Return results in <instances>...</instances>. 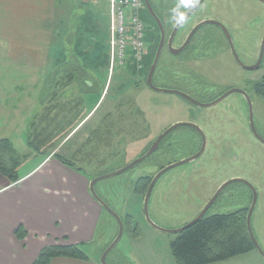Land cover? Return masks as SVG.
<instances>
[{"label":"rangeland","instance_id":"374dc122","mask_svg":"<svg viewBox=\"0 0 264 264\" xmlns=\"http://www.w3.org/2000/svg\"><path fill=\"white\" fill-rule=\"evenodd\" d=\"M84 1L56 0L57 25L50 46L48 68L43 70L46 75L51 73L54 75V71H58L56 73H60L61 76L58 79L52 76L46 77V84H44L45 80L42 82L43 92L45 91L43 102L46 110L38 109V111L36 105L29 107L28 110L22 108L23 120L17 127L9 126L6 122L0 124V137L11 140L15 161L20 162L17 174H23L41 159L39 156L36 159L35 154L28 148L27 132L32 134L34 137L32 139H35V136L37 139V134L40 133V137L42 136L40 140L45 143L41 145L42 152H46L49 148L51 150L48 152H52L57 148L59 153L63 154L68 150L67 158L76 167L82 168L91 180L119 171L137 156L139 157L148 145V137L140 129L137 136L138 144L134 147V130L131 129L130 114L135 101L139 105V121L147 119L155 124L165 125L190 123L199 127L206 137V149L202 156L160 177L149 201L150 221L164 230L181 229L198 217L225 182L230 179L244 178L255 183L258 202L252 217V226L257 241L264 251V144L258 141L251 130L250 106L244 95L235 93L214 107L202 108L179 95L156 92L147 86L137 88L134 81L120 79V84L115 86L122 85V90L118 89V95H114L119 96L123 102V117L128 119L126 131L122 132L123 139L118 135L113 137V141L106 148L101 146L99 150L98 147V153L92 158L87 154L84 157L74 155L72 152L74 146L78 142L83 144L89 130L98 123L102 116L105 105L108 108L111 104V97H109L103 109L94 116L95 119L87 126L80 127L99 96L80 95L76 83L58 67L66 59L68 60V55L79 56L75 50V43L80 32L83 34V38L79 36V39H83L80 49L83 55L80 54V56L86 57L85 69L97 73L99 78L101 72L107 70L109 0ZM192 1H186V8ZM180 2L181 0L172 2V5H175L173 24L180 21L186 11L181 7ZM146 17L147 11L145 10L142 14L145 23H147ZM206 19H216L227 25L234 37L238 57L245 66L251 67L259 62L264 43L263 3L257 0H205L180 31V38L199 21ZM67 28L68 33L65 30ZM204 29L212 30L214 27L209 25ZM148 42L153 44L151 52L147 55V58L151 57V61V53L155 52L157 39L153 42L148 37ZM224 43V54L220 56L223 52L219 50L212 54L214 57L209 61H202L198 66L192 67L194 71L198 73L201 71L205 76L199 82L194 81L193 77L189 78L192 80L191 91L184 88L185 83L180 80L182 74H177V72H185L179 67L180 62L174 60L171 64L172 58L166 52L161 55L155 72L154 85L170 90L185 89L184 93L204 105L215 102L231 89L245 91L252 102L255 128L259 136L264 139V99L255 91L256 84L264 79V55L260 68L248 71L239 66L229 53L225 40ZM3 54L0 46V73L27 70L16 66L8 59L4 60ZM186 56L185 53L180 58L184 60ZM63 65H66V62ZM28 70L31 72L30 70L34 69ZM187 75L184 77L186 81ZM55 80L56 84L52 89L50 86ZM4 81L5 79L0 78V83ZM8 82L12 83L14 79ZM11 83L8 86L10 91L13 87ZM23 85L27 94L33 93L35 85L33 81L25 82ZM37 88L39 92H42L40 87ZM114 91L116 89L111 90L110 93ZM51 93L55 95L52 101L49 98L53 97ZM25 105L28 108V103ZM72 105H78V107L73 109ZM48 107L51 110L47 113ZM36 115L39 116L37 121ZM33 123L34 126L37 124L36 127L32 125ZM48 124L49 128H47ZM78 130L79 132L72 137V140L70 139L71 141L63 143L64 137ZM177 132L186 134L185 140L172 144L164 165L187 160L199 153L201 149L200 140L193 129L184 127L178 129ZM46 139L54 144L53 149ZM121 139L124 141L119 142ZM87 151L89 150H85V153H88ZM152 165L151 161H146L135 169L96 185L95 190L98 195L105 199L124 223L123 238L108 256L109 264H178L171 250V244L176 240L177 235L162 233L151 226L144 211L146 194L135 192L134 181L142 175H153L151 173H154L156 169L151 168ZM251 205V191L244 185L236 183L229 186L222 200L210 208L208 215L227 214L243 208L250 209ZM118 233L117 221L104 211L94 244L82 248L83 252L89 259L101 260L103 253L113 244ZM215 264H264V258L258 251H253Z\"/></svg>","mask_w":264,"mask_h":264},{"label":"crops","instance_id":"0c3cea01","mask_svg":"<svg viewBox=\"0 0 264 264\" xmlns=\"http://www.w3.org/2000/svg\"><path fill=\"white\" fill-rule=\"evenodd\" d=\"M56 6V0H0V46L4 60L27 70L34 69L0 73V78L5 79L0 83V124L6 122L17 127L23 120L22 108L28 110L36 105L37 110H46L42 103V82L46 77L61 76L58 71L46 75L43 70L48 68L57 25ZM10 79H14L10 82L11 91ZM31 81L35 83L34 90L27 94L23 83ZM52 83L49 86L53 89L56 80ZM98 104L97 101L91 107L89 115ZM38 118L36 115V121ZM71 135L73 132L63 143ZM54 153L55 150L49 154L34 153L36 159H41L18 175V182L13 183L0 173V264H34L45 248H84L96 240L104 210L90 194L91 179L84 170L64 165ZM67 154L68 150L60 155L67 157ZM20 228L24 232L17 234ZM51 264H100V260L58 257Z\"/></svg>","mask_w":264,"mask_h":264},{"label":"flooded vegetation","instance_id":"af4514ba","mask_svg":"<svg viewBox=\"0 0 264 264\" xmlns=\"http://www.w3.org/2000/svg\"><path fill=\"white\" fill-rule=\"evenodd\" d=\"M169 1H171V0H149L152 9L156 13V15L160 18L161 22L163 23L164 29H165L166 39H165V47L163 49V53L166 52L172 58L171 64L173 63L174 60H177L180 62L179 67L181 68V70L182 69L185 70V72H183V71H182L183 73L177 72V74H182V79H180V80H182V82L185 83L184 88H186L188 91H191L193 88L190 85L192 80H190L189 78L193 77V78H195L194 81L199 82L205 76V75H202L201 71H200V73H201L200 74L197 71H194L193 68L195 66H198L199 63L202 61H209V59H212L214 57L212 54L215 52L216 53L219 52V50H221V52H223V53H220V56L222 54H224L225 53L224 40L228 46L229 53L232 54L235 61L237 62L236 56L238 57V54L236 51V44L234 43V40H233L234 37L232 36V33L228 29L227 25L225 23L219 21V20H216V19H213V21L220 23L221 25H223V27L225 29L228 30V32L231 36V39H232V44L228 41L224 31L222 30V28L219 25H210V26L214 27V29H212V30H210V29L205 30L204 29L206 27L205 26V27L200 28L196 32H194L195 29L201 23H203L207 20H212V19H206V20L199 21L197 24H195L189 30V32L186 35H184L183 37L180 38L179 33L189 19L177 30V32H176V29H177L179 23L182 21V19H184V17H186V15L192 10V8L198 3L199 0H193L192 2H190L189 7H187V8H186V1L187 0H181V2H180L181 7H183V9H186V11H185L183 17L181 18V20L177 21L175 24H173V16H168L169 14H171V12H173L171 9V7L173 5H170ZM161 3H162L161 6H163L162 10H164V14H162V15H161L162 11L159 7ZM145 5H146V3H145ZM146 11H147V17H146L147 35H148V37H150V40H152L153 42L156 41V39L158 40V37L160 36V38H159V44H160L161 32H160L159 25L156 22L155 18L150 13V11L147 10V7H146ZM192 34H193V36H192ZM171 41H172L173 50L177 51V50L185 47L184 51L177 56L173 55V53L170 51V47H169ZM159 44H158V47H159ZM152 45L153 44L151 42L150 43L151 48H152ZM185 53L187 56L184 58V60H182L180 57ZM67 57H68L67 68H65V66H64V68L61 70L64 73H66L67 76L71 77L72 81H74L76 83L77 89L79 90V94L84 95L86 97H91V96H96V95L99 96L98 107L94 110L93 113L88 115V117L85 119V121L81 125L82 128L84 126H87L93 119H95L94 116L97 113V111L103 109V106L105 105V103L108 102V98L111 97L110 106L108 108H106V105H105V109H104V112L102 113V116L99 118L98 123L96 125H94V127L91 130H89V134H88L87 138L85 139V141L83 142V144H80V142H78V144L75 145L74 149L72 150L74 155H79V157L83 155V157H84V155L87 154V156H90L92 158V157L96 156V153H98L97 152L98 147H99V150L101 149V146L106 148L107 145L113 141V137H117V135H118L120 138L123 136L122 132L124 130L126 131V126H127L126 122L128 121V119L123 117V111H124L123 102L121 101L119 96L115 97V95H114V94L118 95L117 90L118 89L122 90V88H121L122 85H120V86L119 85L115 86V85L120 84V79H121V80H125V81H134V84L137 88H139L140 86L149 87V85H148V74H149V72L148 73L145 72L144 68L142 71H139L137 69L135 70L134 67L129 69V70H115L111 74H110L109 70H106L105 72L104 71L101 72V77L99 78L97 73L90 72L86 69H80V70H77V69L71 70L70 69L71 67L81 66L80 65V63H81V56L80 55L77 57L74 54H70ZM178 59H181V60H178ZM186 72L188 75L186 74ZM186 75L188 76L187 81L189 83L184 78ZM113 89H116V91L110 93L111 90H113ZM177 91H180V92L182 91V93H184L183 91H185V89L184 90H177ZM188 96H190V95H188ZM190 97L192 98V96H190ZM132 106H133V109H131V114H130V116H131V124L130 125H131L132 131L134 130V135H133L134 136V147H136V145L138 144L137 136H138L140 129H141V131H143L142 133L146 134V136L148 137V145H147L146 149L139 154L140 156L139 157L137 156V158L134 159L133 161H131L128 165L133 163L135 160L145 156L151 150L152 146L155 145V143L161 137L164 136L163 139L161 140V142L159 143L158 149L147 160L142 162V163H145L146 161H151V163L153 165L150 167L155 168L156 171L154 173L153 172L151 173L153 175L146 174V175H142L141 177L137 178V180L134 181V187L136 190L139 187H144V186H148V188H149V186L151 185V183L154 180V178L156 177V175L161 173L164 169H166L170 165L174 164V163H168L167 165H164L163 163H165V158H167L169 155V150L171 149L172 144L181 143V141H184L185 140L184 136H186V134H178V132H177L178 129L184 128V127H179L177 129H174L173 131H170L171 128L174 127L175 125H178V123L177 124H171V125H165L162 123H156L155 124L152 121H149L147 119H142L139 121V119H138V112H139L138 106L139 105L134 101ZM76 107H78V105H76V106L72 105L73 109H76ZM58 118L56 120H58ZM79 130H80V128H79ZM79 130L77 132H79ZM194 131L200 140L201 149H202L203 141H204V138L206 139V137H205L204 133L202 134L199 131H196V130H194ZM77 132L74 133L68 139V141H71L72 137L75 134H77ZM122 139H123V137H122ZM122 139L119 142H123L124 140L122 141ZM68 141H66L65 143H67ZM90 148H92V149H90ZM85 150H89V151H87L88 153H85ZM54 154L57 156L60 155L59 149L55 148ZM62 156H64V155H62ZM128 165H126V166H128ZM138 165H140V164H138ZM138 165H136L133 169H135ZM126 166H124V167H126ZM124 167H122V168H124ZM78 168H80V167H78ZM80 169L83 170L82 168H80ZM242 179H244V178H242ZM227 182H225V183H227ZM249 182L255 186L254 182H251V181H249ZM242 185H244V184H242ZM244 186L247 187L246 185H244ZM228 188H229V186H228ZM228 188H226L222 192V194L218 197V199L216 200L214 205H216L219 201L222 200V197L225 195ZM219 189L217 190V192L219 191ZM216 193H215V195H216ZM102 199L105 201L104 198H102ZM207 204H206V206H207ZM205 207L203 208V210L205 209ZM202 211H201V213H202ZM209 211H208V213H209ZM208 213L206 216H208Z\"/></svg>","mask_w":264,"mask_h":264},{"label":"trees","instance_id":"16d2710c","mask_svg":"<svg viewBox=\"0 0 264 264\" xmlns=\"http://www.w3.org/2000/svg\"><path fill=\"white\" fill-rule=\"evenodd\" d=\"M169 2H170L169 4L172 5L173 1L171 0ZM161 5L162 3L159 6L162 11L161 13L162 15L164 14V10H162L163 6ZM171 9L174 12L175 5H173ZM173 12H171V14H169L168 16H173ZM87 16L89 15L87 14ZM65 30L68 33V28ZM79 36L83 38V34L79 32L77 37L78 40L75 43L76 45L75 50L76 52L79 53V55L80 54L83 55L82 51L80 50L83 39L82 38L79 39ZM159 38L160 36L158 37V40L156 42L154 54L151 53L152 55L151 61H150L151 57L150 58L146 57L145 59L146 61L144 63V70L147 73L149 72L152 62L154 60L159 44ZM67 39L68 36L65 38V40L67 41ZM85 59L86 57L85 58L81 57V63H80L81 66L71 67L70 69L71 70L85 69V63H84ZM66 60L64 62L62 61L63 63L66 62V65L62 66L63 63L60 62L61 66H58L60 69L64 68V66L65 68H67L68 61ZM106 68L108 69V63ZM255 91L259 96H261L264 99V79L258 84H256ZM44 92L43 95H45ZM51 95L53 97H49L50 101H52L55 96L53 95V93H51ZM48 110L50 111L51 109H47V113ZM44 118L46 119L47 117L45 116ZM42 119L43 116L41 120ZM32 125L34 126V123ZM36 125L34 127H36ZM47 126H48L47 128H49V124ZM32 138L34 137L32 136L31 133L28 132V146L31 152L38 154L51 153L48 152L49 150H51L50 148L46 152H42L41 145L45 143L40 140V138H42V136L40 137V133L37 134V139L36 136L35 139ZM38 138L39 141L37 142ZM46 141L52 145L51 148L53 149L54 144L51 141H49V139H46ZM13 155L14 152L11 145V140L7 138L0 140V173L14 183V182H18L19 180L17 173L20 162H16ZM56 158L64 165L73 168L75 170L82 171L81 169L76 168L75 164L72 163L67 157L58 155ZM147 191H148V186L139 187L138 189H136L137 193L144 195L147 193ZM248 211H249L248 208H243L232 213L205 216L195 226L184 231L182 234L177 235L176 240L171 244L172 255L177 261V263L178 264H215L218 262L227 261L229 259L256 251L254 243L248 232V226H247ZM21 232H24V230L20 228L17 231V234H21ZM58 257H68L79 260H87L88 258L86 254L83 252L82 248H80L79 246H54L42 250V252L40 253L39 257L37 258L34 264H51L52 260Z\"/></svg>","mask_w":264,"mask_h":264},{"label":"water","instance_id":"95a60500","mask_svg":"<svg viewBox=\"0 0 264 264\" xmlns=\"http://www.w3.org/2000/svg\"><path fill=\"white\" fill-rule=\"evenodd\" d=\"M205 0H199L198 3L192 8V10L186 15V17H184V19H182V21L179 23L177 29H176V32L177 30L194 14L196 13L200 7L203 5ZM259 2L263 3L264 4V0H258ZM145 3H146V6H147V9L150 11V13L152 14V16L155 18L156 22L158 23L159 25V28H160V32H161V41H160V44H159V47L157 49V52H156V55H155V58H154V61L151 65V68H150V71H149V74H148V85L149 87L153 90V91H156V92H160V93H167V94H176V95H179L181 97H183L184 99L188 100L189 102H191L192 104L198 106V107H202V108H211V107H214L216 106L217 104L221 103L223 100H225L227 97H229L230 95L232 94H235V93H240L242 95H244V97L247 99L248 103H249V106H250V122H251V130L254 134V136L258 139V141H260L261 143L264 144V139H262L256 128H255V125H254V118H253V108H252V102L248 96V94L240 89H231L230 91H228L225 95H223L221 98H219L218 100H216L215 102L211 103V104H201L197 101H195L193 98H191L190 96H188L187 94L185 93H182L180 91H177V90H170V89H163V88H159V87H156L154 85V75H155V72L157 70V67H158V64H159V61H160V58H161V55L163 53V49L165 47V39H166V33H165V29H164V26H163V23L161 22L160 18L156 15V13L154 12V10L152 9L151 7V4L149 2V0H145ZM209 25H219L222 30L224 31L228 41L232 44V39H231V36L228 32L227 29H225L223 27V25H221L220 23L216 22V21H213V20H207L203 23H201L196 29L194 32H196L197 30H199L200 28L202 27H205V26H209ZM194 34V33H193ZM192 34V36H193ZM191 36V37H192ZM170 51L173 53V55L177 56L179 54H181L183 51H184V48H181L177 51L173 50V46H172V41L170 42ZM262 53H261V59L259 60V62L254 65V66H251V67H247L245 66L241 61L240 59L236 56V59H237V62L238 64L245 70H248V71H254V70H257L260 68L261 66V63H262V56L264 55V43H263V48H262ZM179 127H189V128H192L196 131H199L203 134L202 130L197 127L196 125L194 124H190V123H180L178 125H175L174 127L171 128L170 131H173L174 129H177ZM164 137V136H163ZM163 137H161L156 143L155 145L152 146L151 150L143 157L135 160L133 163H131L130 165L120 169L119 171L115 172V173H112V174H109V175H106V176H103V177H99V178H95L94 180H92L90 182V194L92 195V197L98 202V204L102 207V209H104L106 212H108L118 223L119 225V233H118V236L117 238L115 239V241L113 242V244L107 249L105 250V252L103 253L102 257H101V260H100V264H109L108 263V256L110 255V253L118 246V244L120 243V241L122 240L123 238V235H124V223L122 221V219L120 218L119 215L116 214V212L97 194L95 188H96V185L101 182V181H104V180H108V179H111V178H114V177H117V176H120L124 173H126L127 171H130L131 169H133L136 165L138 164H141L142 162H144L145 160H147L157 149H158V146H159V143L161 142V140L163 139ZM206 149V139L204 138V141H203V147L202 149L199 151V153H197L195 156L187 159V160H184V161H181V162H178V163H174L172 165H170L169 167H167L166 169H164L161 173H159L158 175H156V177L154 178V180L152 181L151 185L149 186L148 188V191H147V194L145 196V200H144V211H145V214H146V217L148 219V221L150 222L151 226L156 229L157 231H160L162 233H166V234H174V235H179V234H182L184 231L190 229L191 227L195 226L199 221H201L208 213V211L210 210V208L214 205V203L216 202V200L218 199V197L222 194V192L230 185L232 184H244L246 185L252 192V195H253V199H252V205L249 209V212H248V216H247V226H248V232H249V235L254 243V246L256 248V251H258V253H260V255L264 258V251L263 249L261 248V246L259 245L258 241H257V238L254 234V230H253V226H252V217H253V214H254V211L256 209V206H257V202H258V194H257V191H256V188L253 184H251L249 181L245 180V179H242V178H235V179H231L230 181H228L227 183H225L220 189L219 191L216 193V195L212 198V200L207 204V206L205 207V209L202 211V213L200 215H198V217H196L192 222H190L189 224H187L186 226H184L183 228L181 229H178V230H164V229H161V228H158L157 226H155L151 221H150V216H149V211H148V207H149V201H150V198H151V195H152V192L154 190V187L157 183V181L160 179L161 176H163L165 173H167L168 171L174 169V168H177L179 166H182L184 164H187V163H190V162H193L195 161L196 159H198L200 156H202V154L204 153Z\"/></svg>","mask_w":264,"mask_h":264},{"label":"built area","instance_id":"2783aa9c","mask_svg":"<svg viewBox=\"0 0 264 264\" xmlns=\"http://www.w3.org/2000/svg\"><path fill=\"white\" fill-rule=\"evenodd\" d=\"M91 1V0H87ZM143 0H110L109 57L111 70L134 64L139 70L149 46L141 18Z\"/></svg>","mask_w":264,"mask_h":264}]
</instances>
